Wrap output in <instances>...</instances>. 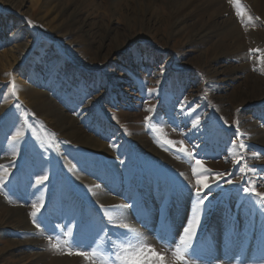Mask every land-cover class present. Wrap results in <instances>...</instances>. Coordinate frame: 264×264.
Here are the masks:
<instances>
[{"label": "rangeland", "instance_id": "rangeland-1", "mask_svg": "<svg viewBox=\"0 0 264 264\" xmlns=\"http://www.w3.org/2000/svg\"><path fill=\"white\" fill-rule=\"evenodd\" d=\"M166 139L225 173L190 257L264 264V209L241 191L264 193V0H0V165L11 166L0 264H91L64 242L114 255L133 239L120 222L171 261L162 245L179 242L197 203L194 159ZM241 140L247 167L231 162ZM39 175L49 179L37 185Z\"/></svg>", "mask_w": 264, "mask_h": 264}, {"label": "snow or ice", "instance_id": "snow-or-ice-1", "mask_svg": "<svg viewBox=\"0 0 264 264\" xmlns=\"http://www.w3.org/2000/svg\"><path fill=\"white\" fill-rule=\"evenodd\" d=\"M230 2H232V0H230ZM237 15L241 16V12L237 11ZM29 24H31V21H29ZM11 88L13 90V94L15 95L14 83L11 85ZM16 107L20 108V105H16ZM144 111L151 114L154 112V107H147L144 109ZM189 115H191V113H189ZM113 119H115V117H113ZM220 119L223 121L224 125L229 127L233 126L230 125L224 117H220ZM144 123L145 125L150 127L151 131H160L157 125L152 122L151 115H148L144 118ZM199 125L200 120L197 117L193 120L192 126L193 128H196ZM234 126L236 128L237 135H241L238 120L234 121ZM51 135L55 136L54 133H52ZM23 136L24 133L22 131H17L15 135L11 137V140L18 141ZM157 143H160V141L157 140ZM232 143L233 147H238L242 151L239 155L233 157L231 162L234 165H239L242 162H245V167H247L245 154L248 151V146L242 140L238 145L235 142ZM184 144L185 142L183 140L177 142L171 139H166L163 144H161L162 147L166 145L168 148H171L178 153H183L190 159H194V165L191 166V176L192 178H194V185H192L190 182L188 186L189 191L192 193L197 203V208L194 210L192 218L186 223V226L183 228L182 234L179 237V242L169 244L167 241H165L162 245V247H164L166 250L171 249V261L168 260L164 252L157 251L156 248L152 247L151 245H148L145 241H143L140 234L136 233L135 229L130 228L129 224L123 222L115 223L113 224V226L119 229L126 230L128 233H131L133 239L128 240L127 244H121L117 246L118 250L115 251L114 255H107L103 253L99 247L92 248L91 251H73L72 249L74 245L71 239L64 242L66 245H68L67 254L81 256L85 259L90 260L91 264H95L97 258L100 259V264H196V261L190 257L189 252L190 249H192L193 247L192 242L196 237L197 228L200 224V212L202 210L201 206H206V203H210L211 189L213 187L221 186L220 179L225 176V173H213L211 169L205 166L204 158H197V155H194L193 152L185 148ZM112 146L115 147V145ZM15 154L16 153L13 152V155ZM253 156L259 158L258 154L256 153H253ZM10 167L11 166L8 165H0V186L4 185L6 183V177L11 175ZM241 171L242 173H244L243 168L241 169ZM183 175L184 173H181V176ZM210 178L216 180L215 185L210 183ZM48 179L49 177L47 175H39L36 177L35 183L37 185H43ZM225 182L231 185L233 183V180L228 179ZM96 187H99V185H96ZM241 191L245 195L256 197L258 199L259 206L261 207V209H264V193L257 191L254 183L250 184L249 186L242 187ZM31 207L33 210L30 215L33 219V224L39 227L40 225L37 217L38 213H40L41 209L44 207V203L43 201L33 203ZM120 207L131 208L132 205H121ZM101 209L103 210V206H101ZM105 215H107V213H105ZM107 218L111 223L112 217L109 216ZM68 235L69 237H71V231H69ZM51 239L52 238H49L50 243ZM133 240H135V243H133ZM52 246L57 250H60L61 248L59 240H57V243L53 244Z\"/></svg>", "mask_w": 264, "mask_h": 264}, {"label": "bare ground", "instance_id": "bare-ground-1", "mask_svg": "<svg viewBox=\"0 0 264 264\" xmlns=\"http://www.w3.org/2000/svg\"><path fill=\"white\" fill-rule=\"evenodd\" d=\"M83 138V137H82Z\"/></svg>", "mask_w": 264, "mask_h": 264}]
</instances>
